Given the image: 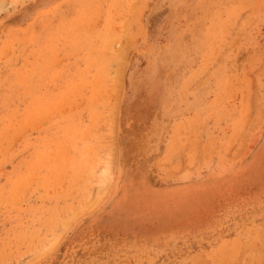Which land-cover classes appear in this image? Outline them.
Masks as SVG:
<instances>
[{
    "label": "rangeland",
    "instance_id": "rangeland-1",
    "mask_svg": "<svg viewBox=\"0 0 264 264\" xmlns=\"http://www.w3.org/2000/svg\"><path fill=\"white\" fill-rule=\"evenodd\" d=\"M0 264H264V0H0Z\"/></svg>",
    "mask_w": 264,
    "mask_h": 264
}]
</instances>
